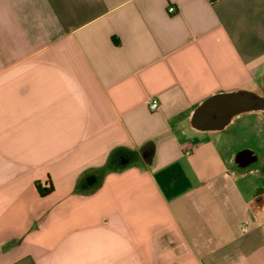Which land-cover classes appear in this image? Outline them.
Wrapping results in <instances>:
<instances>
[{
    "label": "crops",
    "instance_id": "1",
    "mask_svg": "<svg viewBox=\"0 0 264 264\" xmlns=\"http://www.w3.org/2000/svg\"><path fill=\"white\" fill-rule=\"evenodd\" d=\"M238 91L264 0H0V264H264V153L226 131L263 115L194 122Z\"/></svg>",
    "mask_w": 264,
    "mask_h": 264
},
{
    "label": "water",
    "instance_id": "2",
    "mask_svg": "<svg viewBox=\"0 0 264 264\" xmlns=\"http://www.w3.org/2000/svg\"><path fill=\"white\" fill-rule=\"evenodd\" d=\"M263 106L264 97L252 91L220 93L209 97L196 109L194 122L199 127L221 128L227 125L233 116L242 112L261 110ZM215 120L220 123H216Z\"/></svg>",
    "mask_w": 264,
    "mask_h": 264
},
{
    "label": "rangeland",
    "instance_id": "3",
    "mask_svg": "<svg viewBox=\"0 0 264 264\" xmlns=\"http://www.w3.org/2000/svg\"><path fill=\"white\" fill-rule=\"evenodd\" d=\"M262 119L255 113H246L232 122L230 127L226 130L227 144L237 146L240 144L256 143L259 149L264 153V133L261 131ZM261 146V147H260ZM255 176V175H254Z\"/></svg>",
    "mask_w": 264,
    "mask_h": 264
},
{
    "label": "flooded vegetation",
    "instance_id": "4",
    "mask_svg": "<svg viewBox=\"0 0 264 264\" xmlns=\"http://www.w3.org/2000/svg\"><path fill=\"white\" fill-rule=\"evenodd\" d=\"M260 112L262 113V115H263V123H264V106H263V108L260 110ZM250 151V150H249ZM249 151H244L243 153H241L240 154V156H239V158H240V160H237L238 161V163H244L246 160V158H251L252 156L251 155H249L248 153H249ZM263 158H264V156L261 154V153H257V160L260 162V159L261 160H263ZM248 160V159H247Z\"/></svg>",
    "mask_w": 264,
    "mask_h": 264
},
{
    "label": "built area",
    "instance_id": "5",
    "mask_svg": "<svg viewBox=\"0 0 264 264\" xmlns=\"http://www.w3.org/2000/svg\"><path fill=\"white\" fill-rule=\"evenodd\" d=\"M210 1L215 3V2H218V1H222V0H210ZM169 10L171 12H174L176 10V7L175 6H170ZM149 106H150V108L152 110H157L159 108V100L157 98L150 99Z\"/></svg>",
    "mask_w": 264,
    "mask_h": 264
},
{
    "label": "trees",
    "instance_id": "6",
    "mask_svg": "<svg viewBox=\"0 0 264 264\" xmlns=\"http://www.w3.org/2000/svg\"><path fill=\"white\" fill-rule=\"evenodd\" d=\"M36 185H37V187H38V189L42 195H47L48 193H50L53 190L52 183L46 187V186H42L41 183L39 181H37Z\"/></svg>",
    "mask_w": 264,
    "mask_h": 264
}]
</instances>
